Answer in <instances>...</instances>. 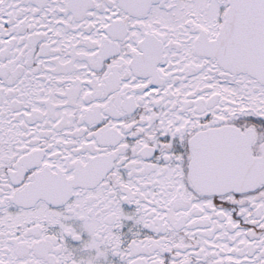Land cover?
I'll use <instances>...</instances> for the list:
<instances>
[{
    "label": "snow or ice",
    "instance_id": "6c2138e0",
    "mask_svg": "<svg viewBox=\"0 0 264 264\" xmlns=\"http://www.w3.org/2000/svg\"><path fill=\"white\" fill-rule=\"evenodd\" d=\"M0 264H264V0H0Z\"/></svg>",
    "mask_w": 264,
    "mask_h": 264
}]
</instances>
